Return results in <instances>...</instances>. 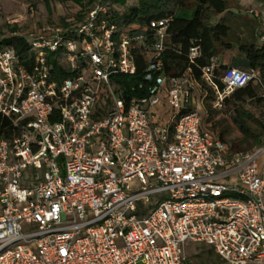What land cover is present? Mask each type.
I'll use <instances>...</instances> for the list:
<instances>
[{"label": "built area", "instance_id": "built-area-1", "mask_svg": "<svg viewBox=\"0 0 264 264\" xmlns=\"http://www.w3.org/2000/svg\"><path fill=\"white\" fill-rule=\"evenodd\" d=\"M108 10L31 34L27 61L0 51V264H187L190 243L224 264H264V113L248 151L203 131L191 69L166 74L163 56L181 54L171 19L152 21L149 39L119 34ZM52 54L74 75L56 79ZM139 54L142 80L118 91L114 76H140ZM201 56L191 47L189 64ZM218 69L215 58L201 68L214 109L250 84L264 101L260 70L229 68L220 89Z\"/></svg>", "mask_w": 264, "mask_h": 264}, {"label": "trees", "instance_id": "trees-1", "mask_svg": "<svg viewBox=\"0 0 264 264\" xmlns=\"http://www.w3.org/2000/svg\"><path fill=\"white\" fill-rule=\"evenodd\" d=\"M85 1L86 0H76V3L82 5ZM88 1L95 5L97 4L95 0ZM126 3V0L115 1V4L121 6H125ZM229 3L230 0H139L138 5L130 7L126 13L120 14L114 10L112 0H105V4H107L109 10L108 13L103 16V19L116 25L119 34L123 31L130 33L146 32L149 39L154 33L150 27L152 21L171 19L169 33L173 44L181 54L168 52L163 56L166 74L173 77H181L190 68L193 78L198 84L203 85L201 68L211 64V61L218 55L219 47H223L227 50L232 47V42L229 41L232 38L233 27L227 18V15H232ZM94 7L95 6L91 7L90 10ZM90 10L82 15V18L74 24L68 22L63 23L62 28L70 29L81 25ZM17 33V28H12V37L0 41V51L4 50L3 46L14 48L17 54L20 55L23 60L27 61L31 57L30 35H19ZM119 34L116 36L117 39ZM193 46H199L201 48L202 56L197 60L195 65H190L187 54ZM238 51L240 55L244 57L242 61L244 67L248 68L247 70H260L264 79V42H262L261 47L247 41L238 43ZM58 57L59 54H52L49 57V63L56 75V79L61 81L73 76V73L64 70ZM137 64L139 77L132 78L123 75H116L113 77L118 91L124 90L126 92L130 88L137 86L142 80L141 76L144 70V60L140 54L137 55ZM227 70L226 67H220L217 70V82L220 89H224L225 87L221 78ZM208 89L209 92L206 96L207 104L214 98L212 90L210 88ZM231 99H237L241 102L256 101L258 103V113H264V101L260 97L258 87L255 84H250L245 88L237 90L231 98L227 99L226 104ZM108 102L109 99H107L106 96L101 98L102 106L105 103L108 104ZM210 108L212 109L213 107L210 106ZM102 112L103 111L100 109L99 114L101 115ZM209 113L212 115L213 111H209ZM236 114L237 117L234 119L235 124L245 137L251 138V136H253L252 130L248 127L246 121L255 120L254 114L251 111L241 110L240 108L236 109ZM211 117L212 116H210V118ZM7 126L8 121L0 116V137H7ZM260 126L262 128L261 123ZM259 139L260 136H253L255 145L259 143ZM209 250L211 253L215 254L212 248ZM215 256L218 257L216 254ZM219 264H224L221 259L219 260Z\"/></svg>", "mask_w": 264, "mask_h": 264}, {"label": "rangeland", "instance_id": "rangeland-1", "mask_svg": "<svg viewBox=\"0 0 264 264\" xmlns=\"http://www.w3.org/2000/svg\"><path fill=\"white\" fill-rule=\"evenodd\" d=\"M97 3L105 0H95ZM112 0L114 10L120 14L126 13L130 7L138 5L139 0H126V5L115 4ZM0 41L12 37V28H17L19 35L38 34L44 28H62L63 23H76L82 15L86 14L91 7L95 6L88 0L81 4L76 0H0ZM232 15H227L228 21L233 27L231 49L219 47L216 62L220 67L226 69L236 66L241 70H247L242 64L243 56L238 51V43L245 41L262 46L264 36V1L263 0H230ZM218 20V19H216ZM6 49V46H3ZM108 62L105 64L107 66ZM226 64V65H223ZM90 74H88L89 76ZM205 84L196 86L194 90V104L202 117V129L205 132L221 136L230 148L235 151H248L256 145L253 136H260L261 126L258 119L259 110L256 101L241 102L231 99L222 110L210 108L212 101L208 104L207 98H202L203 93H208ZM213 107V106H212ZM251 111L255 120H247L248 127L252 130L251 138L245 137L234 119L237 117L236 109ZM211 109V110H210ZM209 111H213L212 115ZM210 114V115H209ZM210 116H212L210 118ZM164 123V121H162ZM2 205L0 204V213ZM211 247L205 244L190 243L185 252L188 257L187 264H219V258L209 250Z\"/></svg>", "mask_w": 264, "mask_h": 264}, {"label": "crops", "instance_id": "crops-1", "mask_svg": "<svg viewBox=\"0 0 264 264\" xmlns=\"http://www.w3.org/2000/svg\"><path fill=\"white\" fill-rule=\"evenodd\" d=\"M236 64H237V61L233 60V65H234L233 67L239 68L236 66ZM223 65H226V64H223ZM169 112H170V109L165 101V103L157 109V113H159L161 123H163L162 121H164V123H167Z\"/></svg>", "mask_w": 264, "mask_h": 264}]
</instances>
